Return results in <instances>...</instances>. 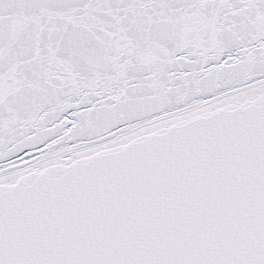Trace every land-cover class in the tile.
Returning <instances> with one entry per match:
<instances>
[{
  "label": "snow or ice",
  "instance_id": "snow-or-ice-1",
  "mask_svg": "<svg viewBox=\"0 0 264 264\" xmlns=\"http://www.w3.org/2000/svg\"><path fill=\"white\" fill-rule=\"evenodd\" d=\"M0 264H264V0H0Z\"/></svg>",
  "mask_w": 264,
  "mask_h": 264
},
{
  "label": "water",
  "instance_id": "water-1",
  "mask_svg": "<svg viewBox=\"0 0 264 264\" xmlns=\"http://www.w3.org/2000/svg\"><path fill=\"white\" fill-rule=\"evenodd\" d=\"M28 157L27 156H24V159H27ZM20 161L19 160H17V163H19Z\"/></svg>",
  "mask_w": 264,
  "mask_h": 264
}]
</instances>
